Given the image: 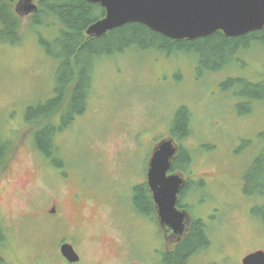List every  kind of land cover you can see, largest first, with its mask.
Instances as JSON below:
<instances>
[{
  "label": "rangeland",
  "instance_id": "1",
  "mask_svg": "<svg viewBox=\"0 0 264 264\" xmlns=\"http://www.w3.org/2000/svg\"><path fill=\"white\" fill-rule=\"evenodd\" d=\"M21 18L22 40L0 42V132L11 111L18 119L14 133L4 132L18 143L0 174V216L15 226L5 227L0 264H155L153 248L171 243L133 210V186L144 181L153 144L169 136L182 106L189 132L174 139L191 152L186 172L213 177L203 193L196 185L183 199L192 215L213 208L218 215L203 218L210 244L186 263L241 264L245 254L264 251V195L239 189L263 146L264 103L253 99L248 110L241 108V93L264 82V46L240 48L220 70L205 69L212 66L201 64L202 54L187 49H130L98 58L86 111L55 135L56 154L46 156L26 117L29 107L52 96L57 61L39 39L53 40L60 24L51 16L47 25ZM53 203L56 212L49 211ZM61 240L79 261L60 254ZM8 245L19 256L4 254Z\"/></svg>",
  "mask_w": 264,
  "mask_h": 264
},
{
  "label": "trees",
  "instance_id": "2",
  "mask_svg": "<svg viewBox=\"0 0 264 264\" xmlns=\"http://www.w3.org/2000/svg\"><path fill=\"white\" fill-rule=\"evenodd\" d=\"M36 5L35 12L29 15L30 26L47 25L49 16L60 24L58 35L53 40L46 41L42 37L39 39L46 52L57 61L52 96L43 104L38 103L35 108L29 107L26 117L28 124L35 125L33 129L35 146L46 156L56 154L58 145L55 142V135L69 127L77 116L86 111L98 58L130 49L168 53L187 49L202 54L200 62L203 66L217 67L222 61L228 60L229 63L240 48L244 49L256 43L264 46V27L233 37L216 31L193 40H174L152 31L141 23L130 22L99 37H88L85 34L86 28L105 13L99 3L86 0H37ZM13 7L14 0H0V42L3 43L15 44L22 40L20 32L22 18L15 13ZM246 87L241 96L264 103V82ZM241 105V108L246 106L247 110L250 106L248 102ZM57 112V121H50L51 116ZM189 121V112L183 106L180 107L171 133L182 139L189 132ZM10 135H6L2 130L0 132V174L8 162L7 156H14V152L10 153L9 149L18 143L8 139ZM260 136L263 146L255 153L244 174L243 191L247 195H264V132ZM190 155V150L181 147L178 155L171 161L170 170H186L191 160ZM183 193L182 191L181 194ZM131 202L134 211L154 219L155 206L145 180L133 186ZM209 244L206 225L202 219L195 217L183 239L174 246L175 251L165 254L163 264H184L188 256L208 247Z\"/></svg>",
  "mask_w": 264,
  "mask_h": 264
},
{
  "label": "water",
  "instance_id": "3",
  "mask_svg": "<svg viewBox=\"0 0 264 264\" xmlns=\"http://www.w3.org/2000/svg\"><path fill=\"white\" fill-rule=\"evenodd\" d=\"M36 0H16L15 13L32 14ZM99 3L104 16L85 30L88 37H99L126 23L138 22L170 39L193 40L216 31L233 37L264 27V0H86ZM178 147L170 138L160 140L152 149L146 170L157 220L160 226L180 235L187 229L190 214L176 206L177 195L185 180L181 174H168ZM60 253L68 262L78 254L62 242ZM242 264H264V251L256 250L242 258Z\"/></svg>",
  "mask_w": 264,
  "mask_h": 264
},
{
  "label": "flooded vegetation",
  "instance_id": "4",
  "mask_svg": "<svg viewBox=\"0 0 264 264\" xmlns=\"http://www.w3.org/2000/svg\"><path fill=\"white\" fill-rule=\"evenodd\" d=\"M228 62V60L227 61H222L217 67H210V68H205V69H211V68H215V69H217V70H220V69H222L221 68V66H223V65H225L226 63ZM243 62H244V64H246V62L243 60ZM199 64H200V62H199ZM196 66V65H195ZM196 68V67H195ZM198 69V68H197ZM205 69H201V68H199V70L198 71H200V70H205ZM201 72V71H200ZM263 78V77H262ZM264 80V79H263ZM243 98H244V100H246V102H248L249 104H250V101H252L253 99H250V98H247V97H244L243 96ZM6 123L3 125V127H2V131L3 132H5V133H10V132H12L13 130H16L18 127L16 126H14L13 124L14 123H17L18 122V119H17V115L15 114V117H14V112L12 113V111H11V113H9V115L7 116V118H6ZM11 124H12V126H11ZM19 124V123H18ZM19 126V125H18ZM262 132H264V130H262L261 132H259V135L262 133ZM169 136H167V137H165V138H170V139H172L173 140V142H174V144L178 147V149H177V152H176V154L173 156V158L174 157H176L177 155H178V153H179V151H180V149H181V147H183V146H181V144L179 143V140L177 139V138H175L174 139V137H176V135H173L171 132L168 134ZM165 138H161V139H159L158 141H156L154 144H153V147L160 141V140H162V139H165ZM152 147V148H153ZM255 155V154H254ZM253 155V156H254ZM173 158H172V160H173ZM253 159V158H252ZM171 160V161H172ZM147 165H148V162H147ZM171 165V164H170ZM146 170H147V167H146ZM187 170V169H186ZM186 170H184V169H176V170H170V167H169V170H168V174H172V173H174V174H181L182 175V177H183V179L185 180V182H184V184H183V186L180 188V190H179V192H178V195H177V202H176V205H177V207L179 208V209H181V210H187L188 212H189V214H190V216H191V220H190V222H189V224H188V226H187V229H185V230H183V232L180 234V235H177V234H175V233H172L170 230H166L164 227H162V226H160V224L158 223V220H157V215H156V210H155V217H154V219L153 218H151V217H149L156 225H157V230H159V232H160V234H161V236L163 237V239L167 242V243H171V247H167L166 245L167 244H165V246L162 248H153V252H154V254H155V252H156V256H157V258H156V261H155V264H163V259H164V257H165V254L166 253H171V252H173V251H175V248H174V246L177 244V243H179L182 239H183V237L185 236V234L187 233V231H188V229L190 228V226H191V221H192V219L193 218H195V217H198V218H200V219H202L203 220V218L204 219H207V218H217L218 217V215H217V213H213V209H211L208 213H204L203 214V217H199V216H195V215H192V213L190 212V209H189V206H190V204L187 202H185L184 201V199H183V197H184V195L186 194V192L187 191H189V189H191L192 187L194 188L196 185H198L199 187L197 188V189H199L198 191H200L201 189H202V193H203V189L204 188H206L207 187V185H208V181H211L212 179H213V177H212V175H211V173L209 172V173H204V174H201L200 176H196V178H190V176H188V173L186 172ZM145 181H146V172H145V179H144ZM227 184H229V183H226V184H223V185H221L222 186V188L224 189L225 187L226 188H228L229 189V187H230V185H227ZM209 186H210V184H209ZM211 187V186H210ZM243 187H244V183H243V185L241 186V188H240V185H239V189H242L243 190ZM225 190V189H224ZM184 192L183 194H181V192ZM238 193H239V190H238ZM217 197V196H216ZM153 200V199H152ZM154 203V202H153ZM178 204H180V206H178ZM55 207H56V204H52V206H51V208L49 209V211L50 212H56V210H55ZM49 212V213H50ZM27 215V213H24V214H21V217L22 216H26ZM207 216V217H206ZM18 219H20V217L18 218ZM5 227H7V228H9V229H11V230H14V228H15V226H14V224L13 225H10V224H7V225H5V222L3 221V219H2V215L0 216V241H2V239H4V236H5ZM3 230V231H2ZM63 241L61 240L60 242H59V246H60V244L62 243ZM165 242V243H166ZM16 247H15V249L13 248V246L12 245H8L7 246V248H5L4 250H3V252H4V254L5 253H8L9 254V256H10V258H15V255H17L18 254V256H19V252H18V250H16ZM75 250V249H74ZM76 251V250H75ZM17 252V253H16ZM77 252V251H76ZM77 254H78V252H77ZM153 254V255H154ZM78 256H79V259H78V261L80 260V255L78 254ZM191 256V255H190ZM190 256H188L187 257V259L190 257ZM242 259V258H241ZM71 263H73V262H71ZM184 264H187L186 262L184 263ZM241 264H242V262H241Z\"/></svg>",
  "mask_w": 264,
  "mask_h": 264
}]
</instances>
